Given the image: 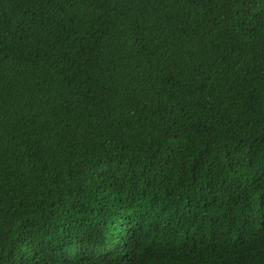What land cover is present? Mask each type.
Segmentation results:
<instances>
[{
  "label": "trees",
  "instance_id": "1",
  "mask_svg": "<svg viewBox=\"0 0 264 264\" xmlns=\"http://www.w3.org/2000/svg\"><path fill=\"white\" fill-rule=\"evenodd\" d=\"M0 264H264V0H0Z\"/></svg>",
  "mask_w": 264,
  "mask_h": 264
}]
</instances>
